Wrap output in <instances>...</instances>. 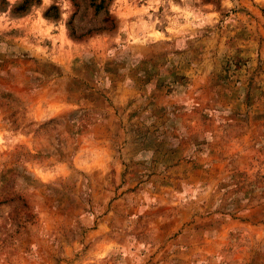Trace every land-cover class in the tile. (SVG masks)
<instances>
[{"label":"rangeland","instance_id":"rangeland-1","mask_svg":"<svg viewBox=\"0 0 264 264\" xmlns=\"http://www.w3.org/2000/svg\"><path fill=\"white\" fill-rule=\"evenodd\" d=\"M0 264H264V0H0Z\"/></svg>","mask_w":264,"mask_h":264}]
</instances>
